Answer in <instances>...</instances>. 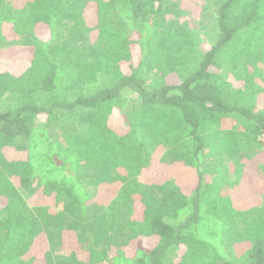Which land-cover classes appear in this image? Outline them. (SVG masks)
Segmentation results:
<instances>
[{
  "label": "trees",
  "instance_id": "trees-1",
  "mask_svg": "<svg viewBox=\"0 0 264 264\" xmlns=\"http://www.w3.org/2000/svg\"><path fill=\"white\" fill-rule=\"evenodd\" d=\"M207 1L0 0V264H264V0Z\"/></svg>",
  "mask_w": 264,
  "mask_h": 264
},
{
  "label": "rangeland",
  "instance_id": "rangeland-1",
  "mask_svg": "<svg viewBox=\"0 0 264 264\" xmlns=\"http://www.w3.org/2000/svg\"><path fill=\"white\" fill-rule=\"evenodd\" d=\"M182 1L192 3V4H199L201 10L199 12V16L196 18H194L192 15H189L188 11L187 13H181L179 20H177V24L182 26L184 30L188 32L190 31L193 34H195V37L199 42L210 43L209 41L211 40L214 34V27H213L214 24L213 23L215 20V11L213 10L211 3H209L207 0H182ZM65 26L66 27H64V37H63L64 41L66 43H73L70 40H77L75 41V43L79 49L82 48L83 49L82 51L84 52L89 51L90 48L88 49L87 47L88 45L87 40L84 39L83 36L80 38H77L78 36H76L77 33H79L82 30V27L80 25L76 26L75 22H67ZM17 44L20 45L21 41L19 40ZM225 81L227 84L229 83L230 75L225 76ZM50 130L52 129L49 128V131ZM219 133L221 132H217L218 135ZM237 154L241 155L239 151H237ZM206 160L207 162H209L208 164L211 163V160L209 159H206ZM21 193L24 197L27 195L24 192H21Z\"/></svg>",
  "mask_w": 264,
  "mask_h": 264
}]
</instances>
